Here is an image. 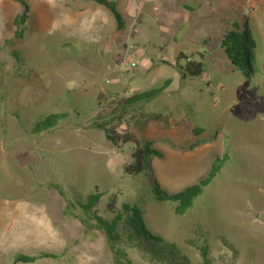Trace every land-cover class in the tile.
I'll return each instance as SVG.
<instances>
[{"label":"rangeland","instance_id":"obj_1","mask_svg":"<svg viewBox=\"0 0 264 264\" xmlns=\"http://www.w3.org/2000/svg\"><path fill=\"white\" fill-rule=\"evenodd\" d=\"M24 1L0 0V264L41 251L58 256L24 264H117L116 256L130 264H264V0H140V8L113 0L122 29L95 4L80 11L79 0ZM18 15L22 36L14 33ZM235 19L255 41L250 73L221 46ZM129 47L135 66L122 65ZM185 57L203 62L204 73L182 79ZM159 86L122 119L113 113L121 97ZM66 111L54 128L32 131ZM95 122L131 141L115 145ZM133 141L163 153L150 157L145 174L127 170ZM215 162L217 174L185 213L154 194L152 183L180 191ZM51 184L80 201L102 192L93 209L109 219L112 198L116 207L140 206L175 255L158 261L127 237L115 255L96 220L81 206L87 224L68 213Z\"/></svg>","mask_w":264,"mask_h":264},{"label":"trees","instance_id":"obj_2","mask_svg":"<svg viewBox=\"0 0 264 264\" xmlns=\"http://www.w3.org/2000/svg\"><path fill=\"white\" fill-rule=\"evenodd\" d=\"M97 3L100 6L107 8L114 16L118 29L124 28V17L120 11L116 9V3L113 0H88ZM21 2H25L24 0ZM25 4V3H24ZM24 18L18 15L15 19V25L17 26L14 33L22 36V24L24 23ZM233 27L236 29L229 28V30L223 35L221 41V46L224 49L226 55L228 56L230 62L235 66L237 70L245 71L250 73L251 66L253 63V57L251 52L255 46V41L251 37L250 32L243 30L239 27L238 19L233 20ZM183 65H179V72L182 79H188L193 77L201 76L204 73V63L201 61L191 60L187 57ZM169 80L165 81L168 84ZM164 86L154 87L144 91H136L129 96L121 97L118 99L117 107L114 109L113 113L118 114V118L122 119L123 115L127 114L130 109L135 108L142 103L149 102L155 97H157ZM69 112H57L49 113L43 119L36 121L32 131L35 134L40 133L43 130H48L54 128L58 125L61 120L69 116ZM92 126L102 128L109 140H111L115 145L120 144V142H130L131 139L121 138L111 127L107 126V123H93ZM138 146L134 152V161L127 170L133 174H145L150 169L149 159L152 155L157 157H162V151L151 147L150 142L145 141L144 143L139 141H133ZM217 162V161H216ZM213 165L208 176L202 178L196 184L188 186L180 191L168 192L165 189H161L157 183H152L154 194L160 200H169L178 202L176 210L179 214H183L186 210L194 205L195 200L202 195L205 187L212 181V178L217 174L219 165ZM147 165H146V164ZM147 174V173H146ZM61 191V194L65 197L67 201V212L80 218L84 224L83 217L79 216V206H81L88 216L93 217L96 220L94 227H98L104 231L108 239V244L110 249L115 255H117L118 250L116 249V244L122 240L123 237H127L131 241H135L136 244L141 245L143 249L148 252V254L156 260H164L171 258L175 255V247L172 243L167 241L164 236L152 231L147 222L143 210L138 205H131L129 203H123L121 207H116L115 199L109 202L108 206L113 211V216L109 219L98 215L94 212V206L99 202L102 196V192H92L87 195L86 201H80L79 195H68L64 192L60 185L51 184ZM57 253L41 251L39 253L29 255L24 253H19L14 257V263H30L34 262L39 258H51L57 257ZM205 262L208 263L206 258V253H204ZM117 264H130V260L124 258L122 260L120 257L116 256Z\"/></svg>","mask_w":264,"mask_h":264},{"label":"crops","instance_id":"obj_3","mask_svg":"<svg viewBox=\"0 0 264 264\" xmlns=\"http://www.w3.org/2000/svg\"><path fill=\"white\" fill-rule=\"evenodd\" d=\"M76 2H78V1H76ZM89 4H95L96 6H98L99 8H101L102 10H105L106 12H108L112 17H113V21H114V23H115V25H117V23H116V20H115V18H114V16L112 15V13L107 9V8H105V7H103V6H100V5H98L97 3H95V2H92V1H88V0H79V10L80 11H83V10H85L88 6H89ZM199 4V3H198ZM202 4L200 3V6H201ZM187 6V8H190V6L189 5H186ZM124 17V16H123ZM124 19H125V17H124ZM1 254V253H0ZM2 258V259H1ZM3 260H4V258L0 255V263H3ZM31 263V262H30ZM13 264H18V263H14V259H13ZM24 264V263H23Z\"/></svg>","mask_w":264,"mask_h":264},{"label":"built area","instance_id":"obj_4","mask_svg":"<svg viewBox=\"0 0 264 264\" xmlns=\"http://www.w3.org/2000/svg\"><path fill=\"white\" fill-rule=\"evenodd\" d=\"M133 1H134L135 5H137V7L140 8L139 5H140L141 1L140 0H133ZM130 47H132V45ZM130 47L128 48L127 52L123 56V60H122L123 66H126V65L135 66L136 65V61L131 60V55H133V53H130V50H131Z\"/></svg>","mask_w":264,"mask_h":264}]
</instances>
